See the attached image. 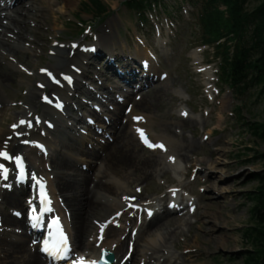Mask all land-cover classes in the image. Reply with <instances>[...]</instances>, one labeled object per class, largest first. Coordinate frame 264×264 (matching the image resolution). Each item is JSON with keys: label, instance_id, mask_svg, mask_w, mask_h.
Here are the masks:
<instances>
[{"label": "rangeland", "instance_id": "rangeland-1", "mask_svg": "<svg viewBox=\"0 0 264 264\" xmlns=\"http://www.w3.org/2000/svg\"><path fill=\"white\" fill-rule=\"evenodd\" d=\"M25 1H23V5H26L30 0ZM53 1L59 4L60 11L51 10L45 2H39V0L36 2L40 3L37 14L42 16L39 20L42 23L41 31L46 40V42H40L45 45L43 51L39 50L38 54L40 55L35 57L34 53L19 50L18 61L14 62V57L8 56L7 53V56L2 57L0 54V70L11 75V79L0 86V134L14 122V116L23 110V103L29 92L39 89L36 82L39 80L35 75L38 73V69L49 63H56V60L50 58V52L54 45L64 44L71 47L72 43H79L82 50L85 47L89 52L92 46L98 44L97 39L103 33L104 25L110 21L113 22L111 31L115 40L113 51L123 52L125 55L128 51L134 58V53L146 49L150 59H153L158 65V70L162 72L172 87V89L166 90L160 82L154 81L153 85L157 86L158 92H155L156 89L148 91L147 94L143 92L146 95L143 96L141 102L145 104L147 102L146 106L148 107V109H144L143 113L151 118L152 131L156 135L163 133L174 136L180 141L179 143H183L182 139L192 143L191 147L178 153L182 157L180 158L178 155L175 160H179L177 173L163 170L159 174L151 175L150 179L140 186L142 199L149 202L142 208L156 207L162 197L167 195L168 188L173 189V194L183 195L194 203L190 209L193 210V212L190 211V215L196 212L190 219L189 226L191 227L187 229L189 224V220H187L182 226V232L180 231L179 235L163 245L172 261L169 263L166 260H160L159 264H245V257L247 252L252 249V245L250 240L244 237V232L246 228L254 225L250 215L254 204L249 194L256 191L259 186L256 178L264 173V140L253 134L251 125L264 122V96H258V90L253 89L247 95L235 98L223 83H217L215 76L217 62L212 58L211 48L205 47L201 56L199 55L202 59L199 66L212 68L210 80H206L204 74L197 71L198 65L194 63L192 52L196 48L202 47L196 40V34L199 31L196 11L191 15V8L189 9L185 3L181 10L175 9L176 1L180 0H163L169 14L159 11L157 7L156 12L152 11L147 14L148 22L144 24H140L137 16L125 9L123 3L126 0H101V3L109 9L104 20L87 11L84 3H88L89 0ZM254 5L255 3L251 2L248 8L251 9ZM24 8L22 7L20 10L23 18H21L22 25L28 28L26 35H31L34 31L29 20L31 15H27L28 10ZM35 18L37 19V17ZM81 32L83 33L81 34ZM21 43L26 48L29 46L28 41ZM73 50L80 51L79 49ZM140 55L145 54L142 52ZM88 57L92 65L87 69V75L80 80L85 91H88V87L100 88L93 79L95 73L100 72L98 77L105 83L104 85L112 86L118 83L121 88L115 92L122 97L128 94L130 87L120 82L111 69L105 68L106 57L104 55L96 58ZM106 78L109 81H105ZM72 94V102L75 107H70L69 118L76 119L82 115L87 117L89 113L94 115L89 123H86L84 119L76 120L77 126L83 127L87 139L91 142V144L84 142L83 148H90L95 142L102 144L110 138L108 137L110 131L103 134L107 125L103 124V120L102 122L96 121V116L98 113L108 114L110 118L109 104H101L96 100L94 94L88 95L82 91ZM98 94L115 104L111 98L112 94H109L104 87L99 90ZM138 96L140 94L135 92L134 97L138 98ZM180 111L185 116L180 115ZM35 115H39V112H31L29 120L33 121ZM186 117H190L187 123L184 122ZM126 120L127 117L122 116V123H125ZM45 131L48 141L54 147H59L60 137L57 133H48L46 129ZM25 138L26 136H22L18 143L27 142L28 140ZM119 146L121 143L110 149L108 159ZM143 149L140 150L137 146L133 148L138 151L137 158L140 160L152 159L153 157L148 154L151 153V149L148 146ZM32 160L28 162L27 159V165L28 163L29 165L30 163L38 165L39 154L32 155ZM196 161L207 167L205 175L198 174L194 167ZM214 161L218 164L214 165ZM45 162L47 165L49 164L47 160ZM133 162L135 161L132 159L126 160L116 166L115 170L105 172L113 177H116L115 173L119 174V177L127 175V169ZM73 169L82 170L92 175L97 169V164H93L89 169L76 164L73 165ZM101 171H104L103 167ZM184 172H187L186 178L183 176ZM49 174L43 173V179L52 199V207L64 222V227L69 231V218L66 213L63 214L60 211V197L52 187L54 177ZM204 179H207L206 186L200 182ZM215 179H218L216 187L223 190L221 193L216 191L218 195L212 193ZM208 185L211 190L207 187ZM24 206L26 208L24 210H27L26 200H24ZM203 212L210 216L208 221L204 220ZM119 214L120 217H117V214L112 216L106 226H112L121 233L128 226V220L136 214L129 210L124 215ZM144 216L145 213H142L137 217L142 220ZM164 233L160 230L152 231L150 234L145 233L137 244L159 241V244H156L158 246L162 244L160 241L165 236ZM120 238L121 236L114 240L117 241ZM37 241L38 239L33 242L37 243ZM114 244L113 242L111 245ZM138 249L137 246L135 251L134 248H129L130 254L133 251L134 253L127 264H141L137 261L139 258ZM150 252L152 251L148 253ZM72 254H75L76 257L84 256L79 252ZM75 256L62 264L74 263ZM39 257L40 262L46 264L43 258ZM154 262L152 260L144 264H154ZM15 264H32V262L19 260Z\"/></svg>", "mask_w": 264, "mask_h": 264}, {"label": "bare ground", "instance_id": "bare-ground-1", "mask_svg": "<svg viewBox=\"0 0 264 264\" xmlns=\"http://www.w3.org/2000/svg\"><path fill=\"white\" fill-rule=\"evenodd\" d=\"M23 1L0 0V54L2 57L7 55L14 57V62L18 61L19 50H27L28 53H34V56L38 57L40 55L38 54L39 50L43 51L45 48V45L40 44V42H46L41 31L42 23L39 20L42 16L37 14L40 3H36L38 0H30L26 5H23ZM39 2H45L51 10L57 12L61 10V8H58L59 4L53 0H39ZM22 7L28 10L27 15H31L29 20L34 27L31 35H26L28 28L22 25L23 18L20 11ZM113 24L110 21L104 25L103 33L99 35L98 44L93 53H88L85 50H82V52L74 51L72 44L75 43H72L71 47L64 44L54 45L50 52V58L56 60V63H49L38 69V73L35 75L39 80L36 81L39 89H33L29 92L23 103V110L14 116V122L8 126L6 131L0 134V153L9 154L10 152L15 156V160L18 155H24L25 153L26 159L31 162L32 155L39 154L40 151L36 148L37 143H41L45 148L48 147L49 150L48 152L43 150L44 152L41 155L39 154L38 165L30 163L27 168L26 181L23 184L17 181L19 172L16 162L9 165L0 157V165L7 169V178L0 176V264H15L19 260L30 261L32 264H44L40 262L37 249L32 242L41 235L36 231L39 218L31 213L29 206L27 212H25L24 200H26L28 193V182L33 183L35 188L40 185L43 186V173L46 172L53 175L52 187L60 197L61 212L66 213L69 218V240L73 251L83 253L86 262L97 260L98 253L105 247L110 248V251L114 253V264H126L137 246L139 248L137 250L139 252L138 263L144 264L152 260L155 261L154 264H159L160 260H166L170 263L172 258L164 250V243L179 235L178 233L187 220H189L187 229L191 227L189 226L190 219L196 212L192 215L189 214L188 209L192 206V202L182 195L179 197L164 195L150 216L147 215V218L145 217L142 221L133 216L131 220H128V228H124L121 233L113 227L105 226L113 215L121 212L122 214L126 213L125 210L132 205H135L134 212L140 214L141 206L147 205V201L141 197L140 186L142 183L147 182L151 175L159 174L163 170H171L177 173L179 171L177 169L179 160H175L179 155L178 153L192 146V143L183 139V143H179L180 141L175 139L174 136L163 133L156 135L152 131L151 118L143 113L144 109H148L147 102L145 104L141 100L148 91H155L156 89L155 92H158L157 86L153 85L154 81L160 82L166 90H170L172 87H170L168 80L162 77V72L158 70V65L150 59L146 49L145 51H135L134 58L128 51L127 55L123 52L116 53L113 51L112 47L115 44L111 34ZM21 40L23 42L28 41L30 47H24ZM202 51L203 49H195L192 52L194 63L198 65L196 67L197 71L204 74L206 80H210L212 75L210 69L207 66H199L202 62L200 57ZM142 52L145 55L141 56ZM89 55L95 58L104 55L108 59L105 68L111 69L121 82L131 86V92L125 97H120L115 92L120 89V85H104L105 83L98 77L101 74L100 72L95 73L93 77L100 86L97 92L104 87L109 94H112L111 98L117 103L112 104L102 96H97V92L93 88H87L88 91H85L80 80L87 75V69L92 65L89 62ZM137 64L143 65L146 71L141 70ZM11 66L16 67L12 64ZM0 71L1 86L11 79V75L8 72ZM51 78L55 79L54 83L51 82ZM105 81H109V79L106 78ZM77 91H82L88 95L94 94L96 100L101 104L110 105L109 113L111 117L109 118L108 114L98 113L96 121L102 122L103 120V124H107L103 134L105 135L110 131L109 137L111 139L102 144L95 142L90 148H83L82 144L84 142L86 144H91V142L84 134L83 127L77 126L78 122L76 120L84 119L86 121L93 118L94 115L89 113L88 117L82 115V117L76 119L69 118L70 107H75L72 102V93ZM135 91L140 94L138 98L134 97ZM143 92H146V94H143ZM58 106H62L63 112L57 111ZM31 112H39L37 117L40 119V124L35 122L28 127L27 123ZM124 115L127 120L122 123V116ZM189 119L190 117H186L184 122L187 123ZM21 121L24 123H21ZM47 127L50 128L48 133L56 132L60 137L59 147H54L48 141L44 133ZM138 129L146 134L151 143L164 146L163 149L150 148L151 153L148 154L153 157L152 159L140 160L137 158L138 151L133 150L136 146L140 150H144L143 146L146 145L141 139ZM22 136H26L25 140L29 141L27 146L18 143ZM34 143H36V146L33 147ZM119 143H121V146L118 147L116 152L113 151L114 154L111 153L112 156L110 155L108 159L110 149ZM44 159L49 162L48 165ZM131 159L135 162L128 167L127 175H120L119 177V174L115 173L116 177H113L105 172H111L119 164ZM95 163L97 169L92 175L82 170L73 169V165L76 164L79 167L89 169ZM215 163L218 164L214 161L213 164L215 165ZM207 166L211 168L209 165ZM102 167L104 171H101ZM194 167L198 168V174L205 175L207 171L205 165L196 161ZM186 175L187 172H184L183 176L186 177ZM217 181L218 179L214 180L212 187V193L216 195H218V192H223V190L216 187L218 185ZM200 182L205 185L207 179ZM207 187L210 188V185ZM29 204L37 206V209L41 210L40 216L44 218L46 216L57 217L55 210L48 208L51 210L47 211L37 194L31 197ZM129 212L132 211L129 210ZM202 216L206 221L210 218L206 212H203ZM52 217H49L47 221ZM102 225L104 227L101 230ZM45 226L46 221L43 223V227ZM159 230L165 232V236L160 241L162 244L156 246L159 241L137 244L143 234H150L152 231ZM123 234L124 236H122ZM120 236L119 240H114ZM112 240L115 243L113 247L111 245ZM128 247L134 248L132 254L129 253ZM149 251L152 252L148 253Z\"/></svg>", "mask_w": 264, "mask_h": 264}, {"label": "trees", "instance_id": "trees-1", "mask_svg": "<svg viewBox=\"0 0 264 264\" xmlns=\"http://www.w3.org/2000/svg\"><path fill=\"white\" fill-rule=\"evenodd\" d=\"M198 7L196 40L200 45L213 47L218 60V79L235 98L257 89L264 96V0H188ZM253 2L254 7L248 8ZM161 0H126L123 5L146 23L145 13ZM87 11L103 19L109 9L101 0L84 3ZM222 8V9H221ZM238 110V109H237ZM253 134L264 140V122L251 125ZM256 191L249 194L253 202L251 220L254 225L245 229L252 249L245 264H264V173L256 178Z\"/></svg>", "mask_w": 264, "mask_h": 264}, {"label": "snow or ice", "instance_id": "snow-or-ice-1", "mask_svg": "<svg viewBox=\"0 0 264 264\" xmlns=\"http://www.w3.org/2000/svg\"><path fill=\"white\" fill-rule=\"evenodd\" d=\"M137 119H139V118H137ZM21 123H24V122L21 121ZM138 132H139V135H140L141 139L143 140V142L149 148H160V149L164 148V146L162 144L156 145V144L151 143L149 141V139L147 138L146 134L142 130L138 129ZM0 157H2L4 159H11L7 153H0ZM17 163H18V165L21 163L19 158H17ZM0 176L7 178V169L3 168L2 165H0ZM48 210L50 211L51 209H48ZM150 215H151V212H149V216ZM54 223L59 225L58 218H57V220L54 221ZM103 227L104 226L102 225L101 229H103ZM59 232H60V240L58 241V243L56 245L49 246L47 244V242H45V246L42 248V251H44L46 254H48L49 256L56 258V259L62 258L69 251L67 236L64 235L62 229H59ZM74 264H96V262L95 261L86 262V261H84L83 257H77L76 261H74Z\"/></svg>", "mask_w": 264, "mask_h": 264}, {"label": "water", "instance_id": "water-1", "mask_svg": "<svg viewBox=\"0 0 264 264\" xmlns=\"http://www.w3.org/2000/svg\"><path fill=\"white\" fill-rule=\"evenodd\" d=\"M101 260L108 263V264H112V262L114 260V256L112 253H109V252L103 250L101 252Z\"/></svg>", "mask_w": 264, "mask_h": 264}]
</instances>
